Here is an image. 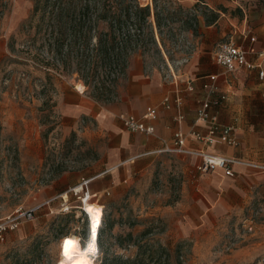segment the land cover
I'll use <instances>...</instances> for the list:
<instances>
[{
  "label": "rangeland",
  "instance_id": "374dc122",
  "mask_svg": "<svg viewBox=\"0 0 264 264\" xmlns=\"http://www.w3.org/2000/svg\"><path fill=\"white\" fill-rule=\"evenodd\" d=\"M35 1L0 0V33L7 36L10 51L6 61L15 63L17 68L5 74L4 79H8L5 86L19 102L49 99L33 125L24 120L11 126L0 121V218L20 207L31 208L56 197L42 198L51 184L52 168L58 165L87 168L100 144L89 146L79 139L76 131L73 136L74 130L64 128L54 110L57 85L67 82L77 87L84 81L78 73L66 74L35 56L39 52L46 54L41 41H29L36 29H29L26 23ZM140 2L143 5L152 2L154 6V0ZM158 4L163 19L160 31L156 29L161 52L138 54L146 57L150 66L161 69L167 64V57L172 62L183 57L186 48L181 38L186 31L182 29L181 18L191 10L180 0H158ZM37 22L36 18L34 23ZM124 79L125 76L119 79L112 100L116 99ZM86 91L93 96V87L86 85ZM25 162H31L32 166L23 167ZM136 168L135 173L124 178L122 186H111L99 195V200H90L104 209L97 264H264L262 188H255L249 203L238 209L231 196L206 201L204 192L198 188L200 173L189 181L158 163L146 166L144 172ZM94 173L92 168L87 174ZM82 195L73 191L58 195L34 220L10 231L6 240L0 241V264H55L64 237L75 235L85 243L89 222L82 209ZM63 198L68 199L70 211L59 212ZM251 219L253 231L246 227V221L249 223ZM147 230L152 232L144 234ZM162 247L170 252H164Z\"/></svg>",
  "mask_w": 264,
  "mask_h": 264
},
{
  "label": "crops",
  "instance_id": "0c3cea01",
  "mask_svg": "<svg viewBox=\"0 0 264 264\" xmlns=\"http://www.w3.org/2000/svg\"><path fill=\"white\" fill-rule=\"evenodd\" d=\"M180 1L191 10L190 15L197 17L198 26L197 31H186L194 53L191 60L177 71L178 84L166 80L157 65L150 66L146 57L136 53L130 59L115 100L103 103L89 95L86 89L79 90L67 82L57 85L54 110L62 119L61 124L67 130L76 131L79 139L85 140L89 146L100 144L98 158L88 162L91 166L68 169L51 180L42 193L44 200L69 195L71 189L79 186L84 179L90 180L88 188L92 198L99 200L105 189L122 186L124 178L135 173L136 167L144 172L146 166L157 163L189 181L198 173L202 174L198 188L204 192L206 201L215 202L231 196L235 198L232 204L240 209L249 203L255 188L260 187L264 191V170L255 167V164L264 165V77L260 76V72L264 71V0ZM230 37L247 48L249 60L261 67L226 72L216 62L214 54L217 45ZM253 37L255 40H252ZM9 55L8 38L0 33V121L11 126L24 120L33 125L43 110L45 99L19 102L12 96L5 86L8 79L4 78L6 73L17 68L15 63L6 61ZM211 75H218L213 96L227 95L213 110L218 113L223 125L235 128L239 145L227 144L219 133L213 145L207 146L188 137L186 146L237 159L233 166L236 174L232 177L219 170L200 171L201 157L196 154L164 151L174 140L178 129L187 133L208 131L205 123L197 121V110L201 102L211 96L209 89L204 87L205 83H212ZM188 82L195 86L194 91H188ZM167 96L171 98V108L163 105ZM179 98L180 107L177 105ZM148 107L158 109L157 118L148 121L155 126L153 134L130 131L124 126L121 115L143 117ZM181 113L185 118L179 122L178 115ZM42 161L43 155L40 157ZM23 165L29 169L32 163L25 162ZM92 168L95 173L90 176L87 173Z\"/></svg>",
  "mask_w": 264,
  "mask_h": 264
},
{
  "label": "trees",
  "instance_id": "16d2710c",
  "mask_svg": "<svg viewBox=\"0 0 264 264\" xmlns=\"http://www.w3.org/2000/svg\"><path fill=\"white\" fill-rule=\"evenodd\" d=\"M153 3L154 6L143 5L140 0H36L26 23L29 29H36L29 41H41L46 56L42 52L35 56L45 65L66 74L78 73L87 86L93 87V97L108 102L134 54L161 52L156 29L160 31L163 19L158 0ZM181 20L184 31H197L195 15L188 14ZM160 38L164 45L163 37ZM48 104L46 98L44 105ZM97 158L94 152L92 159ZM66 170L63 165L52 168L50 180ZM162 250L170 252L165 247Z\"/></svg>",
  "mask_w": 264,
  "mask_h": 264
},
{
  "label": "built area",
  "instance_id": "2783aa9c",
  "mask_svg": "<svg viewBox=\"0 0 264 264\" xmlns=\"http://www.w3.org/2000/svg\"><path fill=\"white\" fill-rule=\"evenodd\" d=\"M185 34L186 32L181 38V42L186 48L183 57L173 62L170 61L169 58H167V64H163L161 66V70L164 73L166 80L172 81L176 84L180 82L177 71L180 67L184 66V64H187L191 60L194 53V46ZM252 40H255V38L253 37ZM248 54L249 50L247 48L238 44L233 37H230L226 40H223L217 45L214 58L216 62L222 65L228 73L236 72L243 68L254 69L256 67H261V65H257L254 62L250 61L248 58ZM260 76L264 77L263 70L260 72ZM210 80L212 81V83L207 82L204 84V87L209 89L211 96L203 100L197 110V121L205 123L208 126V131L206 133H201L199 131L193 130L190 133H187L184 132L182 129H178L175 132L174 140L170 145L166 146L164 151L184 154H196L201 157L200 164L198 165L200 171L210 172L219 170L224 172L226 176L232 177L236 174L233 166L237 162V159L203 149H191L186 146V141L188 137H192L207 146L213 145L215 144L217 135L219 133H221L227 144L233 146L239 145V140L234 133L235 128L230 125H223L219 120L218 113L213 110L215 105H218L221 101L227 98V95L222 94L220 96L214 97L213 94L216 92L217 89V86L214 84V82L218 80V75H211ZM187 89L188 91H194L195 86L191 82H188ZM163 105L166 108H171V98L167 96L163 100ZM177 105L179 107L181 106L180 98L177 99ZM157 115L158 109L156 107H148L143 117H138L133 114H127L121 115V119L123 121L124 126L130 131L153 134L155 132V126L149 123L148 121L156 119ZM184 118L185 116L182 113L178 115L179 122H182ZM243 162L252 165L249 162ZM255 167L264 170V165L255 164ZM89 182L90 180L84 179L79 186L71 189V191H73L76 195L81 192L83 193L81 197L83 203L92 199V195L88 188ZM59 197L60 196L50 198L31 208L25 209L20 207L12 214L4 218H0V241L6 240L7 233L20 228V225L23 222L34 220L43 208L49 206L52 201ZM63 199V206L59 209V212L70 211L71 206L68 204L66 205V203H68V199ZM49 211L53 212V210ZM253 225V219H251L249 223L248 220L246 221V227L248 228V230L253 231ZM66 239L67 237H64L63 241ZM100 242L101 231L99 229V233L97 234V248L93 249L91 252V256H93L95 262H97V258H99L100 256Z\"/></svg>",
  "mask_w": 264,
  "mask_h": 264
},
{
  "label": "bare ground",
  "instance_id": "6f19581e",
  "mask_svg": "<svg viewBox=\"0 0 264 264\" xmlns=\"http://www.w3.org/2000/svg\"><path fill=\"white\" fill-rule=\"evenodd\" d=\"M79 90H85L86 85L79 83ZM82 209L86 212L89 222L88 237L83 243L78 236L70 235L61 245V255L55 264H97L91 256L97 248V234L103 222L104 209L96 202L86 201Z\"/></svg>",
  "mask_w": 264,
  "mask_h": 264
}]
</instances>
